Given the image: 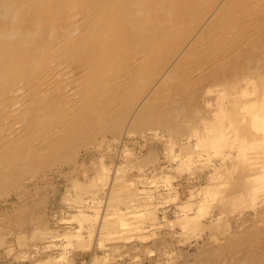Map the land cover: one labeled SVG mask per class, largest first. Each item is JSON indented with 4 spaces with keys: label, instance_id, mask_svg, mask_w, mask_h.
I'll return each mask as SVG.
<instances>
[{
    "label": "bare ground",
    "instance_id": "obj_1",
    "mask_svg": "<svg viewBox=\"0 0 264 264\" xmlns=\"http://www.w3.org/2000/svg\"><path fill=\"white\" fill-rule=\"evenodd\" d=\"M133 134L178 157L171 168L204 173L195 200L177 207L179 227L210 231L184 264H264V0H0V196L66 165L82 220L57 222L67 238L82 236L83 221L121 240L156 227L145 211L163 183H139L159 181L143 169L157 149L113 173L102 161L114 146L125 154ZM41 233L33 226L49 243Z\"/></svg>",
    "mask_w": 264,
    "mask_h": 264
},
{
    "label": "rangeland",
    "instance_id": "obj_2",
    "mask_svg": "<svg viewBox=\"0 0 264 264\" xmlns=\"http://www.w3.org/2000/svg\"><path fill=\"white\" fill-rule=\"evenodd\" d=\"M133 136H135V134L129 137L130 141L129 139H127L126 141L124 140L123 141L124 143H122L123 145H120L123 150L125 149V154L121 153L122 152L121 149L116 148L118 146H114L112 147L113 150L111 148L109 152L110 154L103 157L104 160L102 161L103 163L106 164V166L109 165L108 166L109 172L113 173L115 171V167L119 165V163L121 164V161H122L121 165L125 166L127 160L126 158H129L130 160L133 158L134 159L133 162L137 160L136 162L139 163L138 161L143 159L144 158L143 156L145 155L149 156V154L146 152L147 150L149 151L150 148H154V147L155 149H157L158 152L156 155H157V159H159L157 160V162L158 161L159 162L157 165L155 162L154 165L155 167L153 166L154 168L151 166L152 163L149 165V167L146 164L147 162L146 163L140 162V163H142L143 165L145 163L147 165V166L145 165L146 167L144 166L145 168L143 167L144 174H146L145 175L146 177L155 178V179L157 178L156 181L160 177L161 180L159 179V181L155 183V186L156 187L160 186V184L163 183L162 186L164 187L163 190L165 191V193L161 189L162 186H160V189L159 187L156 188L153 184L151 185L150 181L149 182L143 181V183H139V185L142 184L139 187L143 188L144 190L146 189L153 192V190L158 191L159 189V191L155 193V195L158 197V199L155 198L157 205L153 203V205L150 206L153 207L154 209L157 208V211L153 209L152 212L151 210L152 208L150 209L147 208V210H150V213L147 210L145 211L146 215L148 214L147 219L151 218V216L153 217L154 212L156 213V214L154 213V215L157 218L155 221L156 227H154V225H152L151 227L147 226L148 228L146 227L145 230L143 229L140 232H132L133 234L131 233L125 234L127 239L123 238V240H121L122 238L118 239V236H116L115 233L108 234L109 235L108 237H110L111 235L114 236L115 234L114 237L111 236V238H108L105 237L104 235L103 238L101 237L102 238L101 239L98 237V235L96 236L95 233L89 234L88 233L89 231L88 230H87L88 232L86 231V229L88 228L85 229L88 223L86 221H83L82 225L83 223H85L84 225L85 227L83 226L85 231L84 229L80 230L82 231L81 232L82 236H80V234L79 236L75 235L78 236L76 239L72 235L71 237L73 241L70 240L71 237L67 238L65 235H63L64 232L63 229L57 228L58 225L57 222L62 224L65 221L66 223L64 224L66 226L68 225L67 227H69L70 225V227L72 228V226L74 225L73 226L74 228L82 220L80 222L79 221L77 222L78 219L77 218L74 219L72 217L76 214L77 207L73 201H72L73 203L70 202L71 201L70 197L73 195L72 193L74 192L72 188L71 177L65 173L67 172V167L66 165L64 166L62 165L58 167L57 164H55L54 168L55 169L57 168L56 170L57 172L53 173V170L55 171V169L51 168L50 170L51 172L49 173L48 170L46 172L45 178L43 177L44 180L41 179L42 177L40 178L38 177L37 179L34 178V182L36 180L38 181L33 183L32 179H31L32 182H30L31 180L26 179L25 181L27 180L29 181L24 183L25 184L24 187L25 191H23L24 194L23 192H21L23 195L21 193H20L21 195H18L19 193L16 190H10L9 191L10 193L8 192L9 194L5 195L4 197L0 196V264H39V263L42 264L41 263L42 260H43V264L45 262H46L45 264L47 263L53 264V262H58V261L60 263L61 262L65 263L67 260L69 261L66 263L69 264H158L159 262L160 264L161 263L184 264L185 260L191 257V255H192L191 257L192 260L193 254L195 253V251H197L196 249L200 248V247L197 248V246L203 244V241H205L206 238L209 236L210 231L207 230L206 228L193 230V229H185L182 225H180L179 227V224L176 222L179 220L178 215H180L181 213L178 212L177 207L178 205L181 206L182 204V208H184L183 205L185 204L183 203H185L186 200H187L186 202L189 201L191 202L193 200L192 198H194L195 200V197L190 196L189 192L191 193H195L196 191L198 192L200 190L199 188L205 184L206 179L204 178V173L201 172V170L199 171L198 169L197 172L195 170L196 173L195 174L193 173L194 174L193 175L192 173H190V171L185 169H182L183 171H180L181 169L176 170L171 168V165L173 167L176 166V163L179 160L178 157H171L170 155L169 156L165 155L163 153L164 152V150L162 149L163 147L159 143L157 144L153 141L152 143L151 141L150 142L148 141L146 143L145 142L146 140L144 141L143 138L137 135L135 136V138ZM138 137L141 139H139ZM132 138L134 139L131 142ZM138 139L140 143H137ZM142 143L144 144L146 143V144L144 145ZM124 144L127 145V147ZM144 146H146L147 148ZM118 151L119 153H121L122 157L115 154ZM84 153L87 154L86 152L80 150V154H79L80 158L86 156ZM151 158L148 157L145 160L146 161L149 160L148 162H150L152 160ZM172 158L175 159L177 158L176 159L177 161L175 159H174L175 162L172 161L173 160ZM165 159L168 160L172 159V160L171 161L169 160L168 162L167 160L165 161ZM161 160L165 162H161ZM165 163L167 164V166ZM160 164L162 170L158 169V166ZM152 168L154 171L152 170ZM164 168L167 169V171ZM131 170L128 173L129 176H135L137 170L136 169L134 170L131 169ZM164 171L168 175H166ZM47 173L49 176L47 175ZM60 173L61 175H59ZM62 173H63V177H62ZM162 173L165 175H163ZM154 174L158 177H156ZM151 175H154L155 177H152ZM83 178H85V176L83 175L78 176V179L82 180ZM34 184H36L37 186H35ZM148 184L151 187H149ZM166 184L169 186L165 187ZM152 187L154 188L152 189ZM166 190L168 191V193L166 192ZM157 193H160L162 195L160 196ZM168 194L170 197L168 196ZM172 194H174L175 197ZM99 206L100 207L96 215L97 216L99 215V217H101V215L104 213L102 209L105 206V199H102L100 201ZM194 208L190 210V213L196 211V209L194 210ZM85 213L88 214L93 220L95 214L92 209L86 210ZM96 215L94 219L96 218ZM67 216L69 217V219H67ZM235 219L236 218L229 220V222L231 223L230 226L235 222ZM73 220H75V222ZM199 220L201 222V227H203L202 222L209 221L210 219L208 215L202 214ZM46 225L50 227V230L48 227H46ZM33 226L34 227L37 226L38 228H40L42 232L41 235L43 236L45 235L46 232H50L48 235L49 237L47 238V240H49V243L39 241L34 236L31 235ZM181 227H183L184 229H182ZM51 229L52 231L56 229V231H54L55 233L54 232L52 233ZM83 231L85 233H83ZM60 232H62V235ZM18 236H23L24 238H28V246L27 245L22 246L17 244L16 239ZM65 238H67V240L69 239L70 241L69 240H68L69 242L66 241ZM78 238L81 239V241L83 240L81 244H80L81 241ZM124 239L126 240V242H124ZM76 240H78L79 242ZM71 242L75 244L76 242H78L79 245L78 244L76 245L81 247L76 249V245L73 243L71 244ZM130 242L135 244H132ZM47 244L51 246L47 249L43 248ZM66 247L67 249H65ZM171 260L174 261L170 262ZM189 260L190 258L187 261Z\"/></svg>",
    "mask_w": 264,
    "mask_h": 264
}]
</instances>
